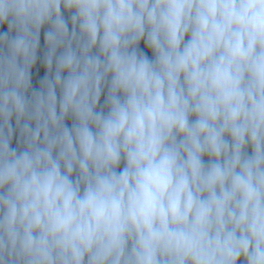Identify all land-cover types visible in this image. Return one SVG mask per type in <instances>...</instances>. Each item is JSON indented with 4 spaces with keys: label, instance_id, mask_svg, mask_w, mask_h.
<instances>
[{
    "label": "trees",
    "instance_id": "obj_1",
    "mask_svg": "<svg viewBox=\"0 0 264 264\" xmlns=\"http://www.w3.org/2000/svg\"><path fill=\"white\" fill-rule=\"evenodd\" d=\"M147 2L164 44L143 25L104 43L82 22L35 18L32 0H0V175L26 148L52 162L56 203L30 236L39 253L71 264L201 259L191 215L149 174L159 109L140 69L153 58L165 73L204 77L208 65L211 89L264 104V0ZM204 106L187 101L190 112ZM45 194L31 154L0 186V264H52L23 245Z\"/></svg>",
    "mask_w": 264,
    "mask_h": 264
},
{
    "label": "rangeland",
    "instance_id": "obj_2",
    "mask_svg": "<svg viewBox=\"0 0 264 264\" xmlns=\"http://www.w3.org/2000/svg\"><path fill=\"white\" fill-rule=\"evenodd\" d=\"M32 2L35 18L82 22L104 43L134 25L155 27L158 44L172 39L147 0ZM205 68L206 76L187 77L144 59L141 77L159 109L152 123L159 162L149 174L191 215L200 241L197 264H264V104L211 89L213 68ZM191 97L205 106L188 111Z\"/></svg>",
    "mask_w": 264,
    "mask_h": 264
},
{
    "label": "water",
    "instance_id": "obj_3",
    "mask_svg": "<svg viewBox=\"0 0 264 264\" xmlns=\"http://www.w3.org/2000/svg\"><path fill=\"white\" fill-rule=\"evenodd\" d=\"M31 154H35L39 156L42 161L46 194H45L43 203L41 205V208L39 209L35 217L31 220V222L24 229L23 245L25 249L27 250V252L39 261L52 263V264H71L70 262L60 257L46 255V254L37 252L33 248L31 244V240H30L32 231L38 226H40L41 224H43L48 219L56 203V189H55V185L53 181L52 172L50 169L52 162L50 161L46 152L38 147H30V148H26L25 150H23L19 154V157L17 161L13 164V166L9 168L6 172L0 175V186L5 185L12 180V178L22 168L26 157Z\"/></svg>",
    "mask_w": 264,
    "mask_h": 264
}]
</instances>
